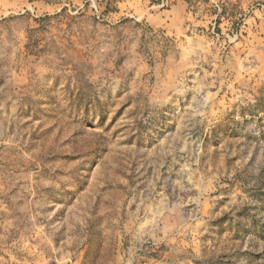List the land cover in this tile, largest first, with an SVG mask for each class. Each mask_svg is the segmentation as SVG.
Instances as JSON below:
<instances>
[{
    "label": "rangeland",
    "instance_id": "rangeland-1",
    "mask_svg": "<svg viewBox=\"0 0 264 264\" xmlns=\"http://www.w3.org/2000/svg\"><path fill=\"white\" fill-rule=\"evenodd\" d=\"M0 264H264V0H0Z\"/></svg>",
    "mask_w": 264,
    "mask_h": 264
}]
</instances>
